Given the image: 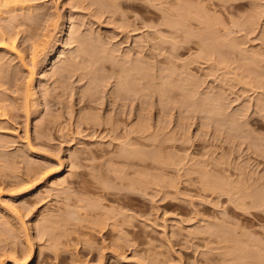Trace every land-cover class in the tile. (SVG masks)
I'll use <instances>...</instances> for the list:
<instances>
[{"label":"rangeland","instance_id":"obj_1","mask_svg":"<svg viewBox=\"0 0 264 264\" xmlns=\"http://www.w3.org/2000/svg\"><path fill=\"white\" fill-rule=\"evenodd\" d=\"M214 2L118 0L115 7L109 0H0V216L9 215L16 229L0 221V264H264L262 213L240 208L250 204L248 174L255 162L251 167L249 159L260 158L241 137H230L235 129L222 128L237 111L249 120L258 113L256 99H264V89L256 90L258 82L264 87V0ZM179 4L209 16L183 43L158 27L161 10ZM4 38L18 54L10 42L3 46ZM95 42L102 51L114 49L126 71L132 60L150 64L151 80L139 86L145 96L115 102L111 87L118 79H105V69L107 82L101 83L110 85L95 101L83 100L99 69L85 63L74 76L57 77L73 52H89ZM190 72L200 81V99L218 93L225 108L218 119L190 106ZM31 73L37 94L27 100ZM82 74L88 78L80 80ZM168 82L178 88L168 91ZM166 103L167 111L173 108L168 115ZM144 125L147 130L137 132ZM186 133L194 142L189 134L191 143L180 141ZM170 154L191 157L174 156L172 165ZM259 167H253L256 177ZM203 169L230 179H224L227 194L215 193L217 199L203 190ZM247 232L260 251L241 238Z\"/></svg>","mask_w":264,"mask_h":264},{"label":"bare ground","instance_id":"obj_2","mask_svg":"<svg viewBox=\"0 0 264 264\" xmlns=\"http://www.w3.org/2000/svg\"><path fill=\"white\" fill-rule=\"evenodd\" d=\"M110 1V3L113 5V6H117L118 5V0H109ZM187 1H189V2H194V3H197L200 7H202L203 6V4L205 5V4H207V2H214V0H195V1H192V0H187ZM221 1H223V3H227V2H229V1H231V0H221ZM17 2V1H16ZM18 3V2H17ZM215 4V2L213 3V5ZM10 7H11V5H10ZM186 10V13H184L183 12V10ZM161 12H162V17H161V19H162V22H160L159 24H158V27H165V28H168L169 29V31H167L172 37H174V39L175 40H178V39H180V41L183 43V42H185V40H186V37H188L195 29H198V30H200V26H201V19H203L204 21H206V20H208V17L209 16H207L205 13H200L199 11H198V9H193L192 7H185V8H182V6L179 4L176 8H173V9H168V10H161ZM183 18H185L184 19V21H183ZM193 20H195L196 21V25H190L189 23H192V21ZM147 25L148 24H146V27H147ZM149 26V25H148ZM183 26L184 27H186V28H183ZM149 28H150V26H149ZM151 28H154V26L152 27L151 26ZM64 29V28H63ZM63 29L61 30V32H63ZM161 29H163V28H161ZM165 30V29H164ZM10 37V36H9ZM8 37V38H9ZM11 39L10 40H12V37H10ZM79 39H82L81 37H79ZM5 40H7L6 38H4L3 39V41H5ZM10 42V41H9ZM9 42L7 43L6 41L5 42H3V46H7V44H8V47H9ZM76 42V41H75ZM79 44L80 45H78L79 47H78V49H80L81 47H82V45L84 44V39H82V40H79ZM82 43V44H81ZM6 44V45H5ZM10 44H11V46L13 45V41H11L10 42ZM15 45V44H14ZM13 45V46H14ZM12 46V51H16L15 53H17L18 51H17V46H16V50L15 49H13L14 47ZM86 48H88V46L86 45ZM77 49V50H78ZM92 49V50H91ZM90 50H88L89 52H86L85 50H76L77 52H73V54H71L70 56H69V58H67L68 60L64 63V65H63V67H62V69H63V71L61 70V73L59 72V74L61 75V76H57V77H59L61 80H62V78H66V77H71V76H74V69H76V67L78 66V65H81L82 63L84 64H88L89 66H91V67H96V68H99V69H97L96 70V72L95 73H92V76L90 77V79L88 80V85L87 86H89L88 88H86V90H83L82 92V99L83 100H85L86 99V97H87V99L88 100H90L91 102H92V100H94L96 97V95L98 94V93H100V90L101 89H103L105 86H109L110 85V83L108 84V85H103L104 84V81L102 80V79H104V77L102 78V76H103V71L106 69V70H108V71H110V74H108L107 75V77L105 78V79H108V77L111 79V78H113L114 76L118 79V80H120L121 79V82H119L118 83V80H116L117 82L115 83L116 85H114V87H111L112 89H111V91H112V94H113V96H114V98H115V102H119L121 99L122 100H125V101H131V102H134L136 99H137V97H138V99H140L139 97H141V96H145V93H144V87H139L140 86V84H141V80L142 79H146L147 81H148V83L150 82V69L148 68V67H146V66H150V64H148V62H146V63H144V62H142V61H140V60H137V61H129L128 62V64L130 65L129 67H128V69H127V71L124 69V66H121V63H122V61H118L117 62V58H115L113 55H115L112 51L114 50V49H112V50H110L109 48L107 49H104L103 48V51H102V48H99L98 47V45H97V42H95L94 44H92V48H91ZM54 50V49H53ZM87 50V49H86ZM115 52V51H114ZM116 53V52H115ZM18 54V53H17ZM19 55H21V54H19ZM18 55V56H19ZM34 55V54H33ZM119 56L120 55H117V53H116V57H118L119 58ZM22 57V56H21ZM34 57H35V55H34ZM33 57V58H34ZM47 57V56H46ZM23 59V58H22ZM115 59H116V61H115ZM24 60V59H23ZM172 59H171V63H172ZM174 62V61H173ZM33 63L35 64V59H33ZM87 65V66H88ZM125 65V64H124ZM186 66H189L190 65V63H188V65H187V63L185 64ZM88 66V67H89ZM187 68H189V67H186V70H187ZM79 69H81V68H79ZM105 70V71H106ZM189 70V69H188ZM186 71V72H189V71ZM64 72V73H63ZM65 72L67 73V75L65 74ZM102 72V73H101ZM111 72H112V74H111ZM109 73V72H108ZM34 74V73H33ZM32 73L30 74V79L28 80V82H27V86L29 87H27V86H25V87H27L25 90V93H27V95L28 96H26V98H27V100H28V97L29 98H32L33 99V97H35V95L37 94V92L36 91H34L33 90V88H31L30 89V87H32L31 85H33V75ZM191 74V75H190ZM32 75V76H31ZM57 75V74H56ZM190 75V76H189ZM189 75H188V79H190V83H191V87H192V91L190 92L191 94L190 95H192V101H191V103H190V106H192V107H194V111H195V109H198V111H200L201 112V110H202V112L204 113H208L209 114V116H210V118L211 119H218V117H220L222 114H220V112H224L225 111V108L224 107H222V106H224V104H222L223 102H221V101H219V99H216L215 97L217 96L218 97V93H215L214 94V92H213V94L215 95H210L209 94V92L208 93H206L207 95H205V93H203L205 96H206V98L205 99H200V97H201V95L199 94L200 92L199 91H197V84L200 82V81H197V77L192 73V72H190L189 73ZM194 75V78H192L191 76H193ZM258 75V74H257ZM257 75H255V73H254V76H257ZM261 75H263L264 76V74L262 73ZM261 75L260 76H257V78H260L261 77ZM54 76V75H53ZM254 76H251L252 78H251V81H253V80H255V79H257L256 77L253 79V77ZM262 76V77H263ZM1 77V76H0ZM85 77L86 78H88L87 77V75H85V74H82V75H80V80H84L85 79ZM190 77V78H189ZM54 78V77H53ZM55 78H56V76H55ZM115 78V79H116ZM196 78V79H195ZM58 79V78H57ZM57 79H56V82H59V79H58V81H57ZM104 79V80H105ZM196 81H195V80ZM253 79V80H252ZM101 81L103 82V84L101 83ZM259 81V79H257V81H253V83L256 85V83L255 82H258ZM105 82H107V80H105ZM64 83V82H63ZM169 83V82H168ZM250 84L252 85V88L250 89V91L252 92V93H255V91L253 92V90L256 88V86L258 85L259 87H257L256 88V90L257 89H264V87H261L260 85V82H258L257 83V85L256 86H253V84L250 82ZM25 85H26V83H25ZM64 85V88L63 87H60V88H62V89H65V91H67L68 89H67V85L66 84H63ZM250 85V86H251ZM263 85V84H262ZM169 86L170 87H168V91L169 90H174V89H176V88H178V87H176V85L175 84H172V83H169ZM264 86V85H263ZM41 87V86H40ZM58 86H56V88L55 89H57V88H59ZM102 87V88H101ZM106 88V87H105ZM104 88V89H105ZM103 89V90H104ZM153 88L151 87V90H152ZM253 89V90H252ZM54 90V89H53ZM52 90V91H53ZM102 90V91H103ZM262 90H258V91H261L262 92ZM44 91H46V90H44ZM258 91H257V93H258ZM48 92H50V91H46V92H44L45 94H47ZM54 92V91H53ZM161 92H163L164 94H165V92H167L166 90H165V88L164 89H161ZM199 92V93H198ZM212 92V90L210 91V93ZM264 92V91H263ZM260 93V94H262L261 96H263V94L264 93ZM202 93V92H201ZM202 94V95H203ZM53 95V94H52ZM52 95H51V97H52ZM141 95V96H140ZM210 95V96H209ZM259 95V94H258ZM258 95L256 96L255 94H254V96H256L255 97V99L258 97ZM47 96V95H46ZM260 96V95H259ZM260 96V97H261ZM214 97V98H213ZM260 97L258 98V99H260ZM25 98V99H26ZM219 98V97H218ZM252 98H254V97H252ZM263 98V97H262ZM261 98V101L263 100L264 101V99H262ZM135 99V100H134ZM26 100V101H27ZM31 100V99H30ZM29 100V101H30ZM87 100V101H88ZM202 100V101H201ZM254 100V99H253ZM252 100V101H253ZM33 101V100H32ZM86 101V102H87ZM95 101V100H94ZM261 101H259V100H257L256 99V101L254 102V104H256L255 106H253L252 105V107L253 108H256V110L254 109V112H256L257 111V109H259L258 110V113H253V111H252V114H253V117L250 115V117L248 116V118H250L249 120L248 119H246L247 117H245L242 113V115L244 116V118L242 117V116H240V113L237 111V112H234L233 113V115L231 114V115H229V117L230 118H232L230 121H229V126L228 125H226V124H222V126H224V125H226V126H224V127H226V128H224V127H222L223 129H226V130H229L230 131V129H231V131H232V128H233V130L237 133H233V131H232V135H231V131L229 132V131H227V132H229L230 133V137H234L235 135L236 136H238V137H241V140L242 141H244L242 144H244V143H246L247 144V142H248V144H247V146H248V149L250 150H248L249 151V153L251 154H253L254 156H255V158L256 159H258V158H260V161H259V159H258V161H259V163L261 162V161H263L264 162V133L263 134H259L260 133V130H258L257 131V129H259V128H262L263 130H264V103L263 102H261ZM260 102V103H259ZM263 103V104H262ZM142 104L144 105L145 103L144 102H142ZM141 104V105H142ZM259 104H261V105H259ZM166 105V106H165ZM163 107L165 108V107H167L168 108V104L166 103ZM144 107V106H143ZM161 108V110H160V113L162 114V112H164L165 113V111H163V110H165L166 109V115H168V112L170 111L171 112V110L173 109L172 107V109L171 108H169V111H167V108ZM227 109H228V107H227ZM197 111V110H196ZM195 111V112H196ZM245 111V110H244ZM249 111H251V108H249ZM201 112V113H202ZM241 112V111H240ZM242 112H243V110H242ZM246 113L248 112V110L247 111H245ZM207 114V115H208ZM236 114L237 115H239L240 117H241V119H243L242 121H241V119H240V117H238V116H236ZM248 114V113H247ZM250 114H251V112H250ZM257 114V115H256ZM249 115V114H248ZM254 115L255 116H258L259 115V117L260 118H258V117H254ZM199 116V115H198ZM194 117V116H193ZM192 117V118H193ZM238 117V118H237ZM191 118V119H192ZM195 118V117H194ZM193 118V119H194ZM195 119H197V118H195ZM240 119V120H239ZM244 119H246L245 121H244ZM241 122H246V123H241ZM99 124V123H98ZM100 125V124H99ZM99 125H97L96 124V126H99ZM245 125V126H244ZM246 125H248V129H250L249 131H248V129H246V128H244V127H246ZM231 126V127H230ZM147 126L146 125H144V126H139V128H138V130H137V132H144L145 130H147V128H146ZM230 127V128H229ZM227 128H229V129H227ZM242 128H244V129H246L245 131L246 132H243V133H245L247 136H249V137H247L245 134L244 135H242L241 136V131H244V129H242ZM242 129V130H241ZM237 130V131H236ZM238 130H239V133H238ZM247 132H248V134H247ZM242 133V134H243ZM187 134H189V136L191 135L190 133H186V134H184L185 136H183V137H180V138H182V139H180V141L181 142H184V141H186V142H188V143H191L190 141H187L186 140V138H188V136H187ZM239 134H240V136H239ZM250 134V135H249ZM194 136V135H193ZM190 137H192V136H190ZM243 137V138H242ZM245 137V138H244ZM247 137V138H246ZM183 138H185V140L183 139ZM193 138V137H192ZM192 138L190 139V140H192ZM234 139H236L237 140V137H234L233 138V140ZM239 139V138H238ZM245 139H247V141L245 140ZM240 140V139H239ZM249 140V141H248ZM193 142H194V138H193ZM171 155V156H170ZM169 156H170V158H172L171 160H172V165H175L177 162H178V160H177V158H175L174 156H176V157H178L179 159H183L184 157V159L183 160H185V159H188L189 157L188 156H190V154H188V158H186V156H180V155H178V154H170ZM248 155V154H247ZM136 156H138V158H140L141 160H143V158L145 157V155H137L136 154ZM191 157V156H190ZM248 157H250V155H248ZM247 157V158H248ZM137 158V157H136ZM252 158V159H251ZM250 159H249V164L251 163V162H255V165L253 166L254 168H256V167H259V165H260V167L259 168H257V169H260L261 168V165H263V164H259L258 166H256V162L258 163V161H253V157H251ZM196 159V158H195ZM247 159V160H248ZM262 159V160H261ZM182 160V161H183ZM189 160H190V158H189ZM191 160H194V157H192V159ZM250 160H252L251 162H250ZM255 160V159H254ZM144 161V160H143ZM262 163V162H261ZM248 164V165H249ZM252 164H254V163H252ZM252 164H250L249 166H251L252 167ZM205 165V164H204ZM253 167L252 168H250V171H251V169H252V173L250 174V177H249V174H248V178H249V185H248V189L250 190V192H249V190H248V199H250L249 201H250V204L249 203H247V204H244V202H241L240 204V208L241 209H246V210H254V212L256 211L257 212V214H258V212H261L262 213V217H263V221H264V174L263 175H261L260 176V174H262V173H264V168H261V170H263V172L261 173L260 171V173L258 174L259 176L258 177H256V173L257 172H255V171H257L256 169L254 170V172H253ZM191 170V169H190ZM188 171V172H191V171ZM200 171V170H199ZM203 172H202V176H204L205 175V173L204 172H206V177L204 178V180L207 178V180H205V181H203V182H206V183H203V185H204V189L203 190H205V187H206V190H205V192H210L209 190H211V192H212V196L214 197V195H215V197L214 198H217L218 199V197H216V194L215 193H220V195H224L225 194V190H226V194H227V190L228 189H230L229 188V186H228V182H225V180L224 179H228V178H224V177H222V178H224V179H221V181L218 179V177H216V175L215 174H211L212 172L211 171H208V170H202ZM210 172L209 173V175H208V172ZM179 172H180V170H179ZM199 173H201V171L199 172ZM201 175V174H200ZM215 175V176H214ZM210 176H212V177H210ZM208 177L210 178V179H208ZM213 178L215 179V180H213ZM217 178V179H216ZM222 180H224V182L223 183H220V182H222ZM217 181H218V183H217ZM228 181H230V179H228ZM225 183H226V189H225V187H224V185H225ZM228 183V184H227ZM224 184V185H223ZM222 185H223V187H222ZM170 186H172V185H170ZM169 186V187H170ZM165 187V186H164ZM167 187V186H166ZM174 187V186H173ZM175 188H177V187H175ZM228 188V189H227ZM219 191V192H218ZM230 191V190H229ZM210 192V193H211ZM229 194V193H228ZM219 196V195H218ZM220 198V197H219ZM215 201H216V199H215ZM215 201H212V203H209V204H214V202ZM208 202V201H207ZM216 204H218V202L216 201L215 202ZM244 207H243V206ZM248 206V208H247V206ZM245 206H246V208H245ZM13 207V206H12ZM83 207H85V206H80V209L81 210H84V209H86L87 210V207H85L84 209H83ZM238 208H239V205L237 206ZM239 208V209H240ZM243 209V210H244ZM18 209H16V211H15V207H14V209H12L11 208V211H10V208H9V212H11V213H16L17 212V215H18V211H17ZM85 210V211H86ZM245 211V210H244ZM88 212V211H87ZM253 212V211H252ZM196 213V212H195ZM256 214V213H255ZM7 216H9V215H7ZM6 216V214H4V215H1L0 216V221H3L4 222V224L7 226V227H9V229H11L13 232H15L16 231V229H15V224L10 220V218L9 217H7ZM114 217L116 216L115 214L113 215ZM126 217H127V215H125ZM131 216V215H130ZM129 215H128V220H130L132 217H130ZM197 216V215H196ZM125 218V217H124ZM127 219V218H126ZM133 219V218H132ZM23 219L22 218H20V220H19V222H23L22 221ZM130 222V221H129ZM207 225H205V226H208L209 224L208 223H206ZM210 226V225H209ZM208 226V227H209ZM213 225H211L210 227H212ZM262 226V225H261ZM206 228V227H205ZM213 228V227H212ZM263 228H264V224H263ZM262 228V230H264ZM209 229L210 228H208L207 229V232L209 231ZM210 233H211V231H209ZM228 232V231H227ZM232 232H234V231H232ZM246 232V231H245ZM253 233V231L251 232V234ZM255 233V232H254ZM223 237L225 236V234H226V231L225 232H223ZM243 234V236L241 237V235ZM242 234H239L240 235V237L241 238H245V237H248V236H252L253 238H254V234H250L249 232H247V235H245L246 233H242ZM250 234V235H249ZM261 234H262V232H261ZM227 235V234H226ZM263 237H262V241L261 240H259V238H258V240H259V242L260 243H258V241L257 242H255V240L253 239V238H251L250 239V241L253 239L254 240V242L255 243H258V244H261V246H263V249H262V251L264 252V232H263V235H262ZM222 237V238H223ZM233 237V236H232ZM232 237L230 238L229 237V239L227 238V236H226V238H227V240L229 241L230 239H232ZM255 237H256V233H255ZM226 238H224V239H226ZM235 238H236V236H235ZM238 239V238H237ZM246 240H247V242L249 243L250 241H249V239H247V238H245ZM234 241V244H236V245H239V247H241V243H239V242H237V240L236 239H233ZM232 241V240H231ZM236 241V242H235ZM239 241V240H238ZM239 243V244H238ZM245 244H247V243H245ZM249 244H251L252 246L254 245H256V247L258 246V244H254L253 242H251V243H249ZM260 246V247H261ZM118 246H116V248H117ZM235 247V249L238 247V246H234ZM239 247L237 248V249H239ZM258 248H259V246H258ZM120 248L118 247V250H119ZM260 249L261 248H259V251H260ZM121 250V249H120ZM257 251H258V249H257ZM258 251V252H259ZM261 251V252H262ZM14 253H15V251H13ZM125 259V258H124ZM19 261H18V259H14V262H13V264H17ZM19 264V263H18Z\"/></svg>","mask_w":264,"mask_h":264}]
</instances>
